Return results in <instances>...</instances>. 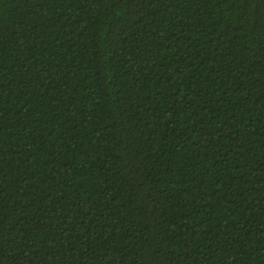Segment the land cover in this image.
Returning a JSON list of instances; mask_svg holds the SVG:
<instances>
[{
    "label": "trees",
    "instance_id": "trees-1",
    "mask_svg": "<svg viewBox=\"0 0 264 264\" xmlns=\"http://www.w3.org/2000/svg\"><path fill=\"white\" fill-rule=\"evenodd\" d=\"M0 264H264V0H0Z\"/></svg>",
    "mask_w": 264,
    "mask_h": 264
}]
</instances>
